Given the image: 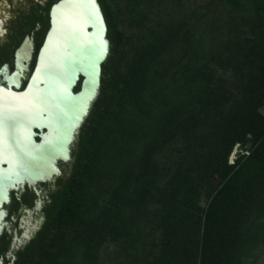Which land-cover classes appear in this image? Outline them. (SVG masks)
<instances>
[{"label":"trees","instance_id":"1","mask_svg":"<svg viewBox=\"0 0 264 264\" xmlns=\"http://www.w3.org/2000/svg\"><path fill=\"white\" fill-rule=\"evenodd\" d=\"M98 2L110 42L100 93L18 264H255L264 0Z\"/></svg>","mask_w":264,"mask_h":264},{"label":"water","instance_id":"2","mask_svg":"<svg viewBox=\"0 0 264 264\" xmlns=\"http://www.w3.org/2000/svg\"><path fill=\"white\" fill-rule=\"evenodd\" d=\"M49 23L24 89L0 87V202L16 185L61 174L100 93L110 42L98 0H58ZM29 49L24 43L19 55Z\"/></svg>","mask_w":264,"mask_h":264},{"label":"flooded vegetation","instance_id":"3","mask_svg":"<svg viewBox=\"0 0 264 264\" xmlns=\"http://www.w3.org/2000/svg\"><path fill=\"white\" fill-rule=\"evenodd\" d=\"M57 1L0 0V87L19 91L26 86L49 29L50 8ZM24 43L29 45V52L19 55ZM84 124L71 147L70 160L58 163L59 176L34 186L16 185L9 189V200L0 202V264H18L27 257L55 198L72 174Z\"/></svg>","mask_w":264,"mask_h":264},{"label":"rangeland","instance_id":"4","mask_svg":"<svg viewBox=\"0 0 264 264\" xmlns=\"http://www.w3.org/2000/svg\"><path fill=\"white\" fill-rule=\"evenodd\" d=\"M236 148H234L233 152L229 157V163H232L236 157ZM255 264H264V254H260L259 258L257 259Z\"/></svg>","mask_w":264,"mask_h":264},{"label":"built area","instance_id":"5","mask_svg":"<svg viewBox=\"0 0 264 264\" xmlns=\"http://www.w3.org/2000/svg\"><path fill=\"white\" fill-rule=\"evenodd\" d=\"M235 148H236V153H237V151H238V150H237V146H236ZM235 155H236V154H235ZM235 158H236V157H235ZM232 163H233V162H232Z\"/></svg>","mask_w":264,"mask_h":264}]
</instances>
